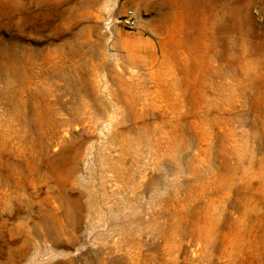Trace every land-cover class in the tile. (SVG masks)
<instances>
[{
  "label": "rangeland",
  "instance_id": "1",
  "mask_svg": "<svg viewBox=\"0 0 264 264\" xmlns=\"http://www.w3.org/2000/svg\"><path fill=\"white\" fill-rule=\"evenodd\" d=\"M0 181V264H264V0H0Z\"/></svg>",
  "mask_w": 264,
  "mask_h": 264
},
{
  "label": "built area",
  "instance_id": "2",
  "mask_svg": "<svg viewBox=\"0 0 264 264\" xmlns=\"http://www.w3.org/2000/svg\"><path fill=\"white\" fill-rule=\"evenodd\" d=\"M119 22L127 29H135L137 27V17L134 10H127Z\"/></svg>",
  "mask_w": 264,
  "mask_h": 264
},
{
  "label": "bare ground",
  "instance_id": "3",
  "mask_svg": "<svg viewBox=\"0 0 264 264\" xmlns=\"http://www.w3.org/2000/svg\"><path fill=\"white\" fill-rule=\"evenodd\" d=\"M4 183L0 181V219L2 215L4 214L3 212V205L7 203V194L4 188Z\"/></svg>",
  "mask_w": 264,
  "mask_h": 264
}]
</instances>
